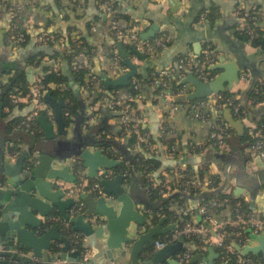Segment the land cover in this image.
Returning a JSON list of instances; mask_svg holds the SVG:
<instances>
[{"label":"crops","instance_id":"crops-1","mask_svg":"<svg viewBox=\"0 0 264 264\" xmlns=\"http://www.w3.org/2000/svg\"><path fill=\"white\" fill-rule=\"evenodd\" d=\"M99 1L0 0V67L7 62H15L19 68L18 71L27 72L31 82L39 79L46 66H54L55 69L61 66L63 72L71 76V68L67 62L57 64L55 60L46 56L40 63H37L39 60L38 49L43 45L48 46L47 43H40L36 40L43 31L51 34L54 40V33L56 32H61L64 35L70 33L76 39L82 36L95 48V65L90 66L92 73L87 77L84 86L80 87L79 96H76L79 108L76 118L73 122L66 124L67 134L60 136L58 141L52 142V153L68 158L66 163L74 165L73 169H75L77 158L71 153V149L74 148V143L81 142V138L88 139L85 129L87 124H91L96 127L93 134L97 136V139H101L100 136L104 135L107 140L116 142L115 145L107 147L106 151L124 162L125 154L120 148L128 142L127 140L131 135L125 134L119 120V113L112 110L108 103L99 102L100 104L96 105V101H99L101 97L108 101L117 95L124 94L132 98L135 122L140 131L141 127L143 129L141 133L145 143L143 146L134 142L129 149L132 152H141L145 156L154 157L161 161V166L155 173L156 182L159 181L160 176H164L168 183L177 182L184 177L183 171L187 167H191L196 172L192 175L204 183L201 188H206L205 184L210 179H215L217 184L216 178H219L220 182L217 187H222L226 192L231 193L234 199L249 204L252 214L264 220V157L257 156L248 146L243 147L237 130L235 132L229 131L222 148H215L211 144V140H213L211 132L214 127L220 125L227 128L228 122L221 114L227 110V107L210 109V116L206 120L194 118L188 114L185 107L188 101L178 102L174 99L175 103L182 106L177 110H171L170 107L166 106L159 93V85L150 82L154 73L159 76L160 72L171 65L179 56L198 57L204 52L207 45H212L214 52L218 54L219 61H236L246 66L238 83L241 86L236 88L235 84L231 91L237 93L238 97L246 95L244 103L249 108L248 114L242 119L245 125L244 131L247 129L250 133L254 132L259 126L260 120L264 118V101L252 105L248 95L251 90L264 83V49L256 48L248 42H241L237 32L242 30L246 24L244 16L240 12V8H246L253 13L256 11L258 21L255 32L256 29H259L264 37V0H111L115 4L116 12L121 15L120 23L123 27L126 29L139 27L140 43L151 41L163 35L167 40L166 47L157 48L150 52L139 48L142 53L147 54L154 64L147 68V73H141L132 78L129 86L118 87L113 90L105 87L101 74L106 73L109 78L116 79L128 71L129 67L124 63L125 58L118 45L120 40H117L112 28V16H107L103 12L102 3H100L102 0ZM210 10H213V20L208 18ZM205 12L208 13L207 17L202 20L201 15ZM155 26L157 32L152 35ZM16 29H20V33L30 37V42L24 48L19 47L18 40H14L9 34ZM144 34L147 35L145 40L142 38ZM123 44L124 49L131 57L132 62L137 65L139 71H146L145 66L150 63L146 64L137 58L132 47L134 43L123 42ZM134 45L137 47L136 44ZM53 47L64 48L59 41ZM32 57L35 58L29 65L28 60ZM12 74H1V83H9ZM181 80L177 74L172 75L170 87L175 84L180 85ZM186 86L188 90L191 87L189 84ZM1 89L0 87V91ZM31 90H33V86ZM91 94H93L92 98L90 97ZM52 96L58 98L63 95L52 93ZM13 97L15 104L21 102L28 105L23 110H18L16 107L11 114H7L10 111L8 108L5 109V115L0 112V168L7 162L6 158L12 156L15 159L19 154L28 151L36 141L24 142L21 138L23 136L15 132H8V121L23 114L29 117L34 109L33 94ZM15 99L18 101L15 102ZM43 104L46 108H50L47 114L53 119L54 108L48 103L43 102ZM43 135L44 133L41 131L40 137ZM171 139L178 146V154L177 151L168 152V141ZM8 140H12L11 144L8 143ZM235 150L240 153V156L235 157V159L240 162L241 166L233 161L229 163L230 166L226 170L222 162L215 161V153L230 155L231 151L234 152ZM130 169L133 170L132 166ZM87 171L88 168H85L83 174L86 175ZM201 172L204 174L202 175ZM136 174L135 172L132 173L135 178L131 184L126 180L125 174H122L125 176L124 187L130 191L134 198H137L136 195H140L141 192L139 191H142L138 180L139 174ZM115 177L116 175L113 174L109 178L114 179ZM142 184L144 183L142 182ZM69 198L70 196L66 195L63 200L67 201ZM110 198L109 200H112ZM141 198L143 202L137 201L138 207L147 220H150L149 215L151 214L149 213L154 211L150 202L154 207L156 202L150 199L148 193L147 195L143 194ZM73 206L69 204L67 213L71 214L70 211ZM184 207L185 210L199 208L197 214L192 215L191 220L202 221L201 216L203 215L200 210L203 206L198 205L196 196L188 197L184 205L172 203L171 210L178 214L185 211ZM231 213L232 207L228 206L217 216L218 218H229L233 216ZM55 214L57 218L48 223L47 227L58 224L60 233L65 235L64 227L71 222L64 219L60 209L56 208ZM179 218L178 221H173L167 217L163 225L178 223L179 228L183 217L179 215ZM93 219L91 222L94 226L101 224L99 220L94 222ZM85 221H89L88 217L85 218ZM147 227H141V232L146 231ZM170 234L172 232L158 236L168 237ZM70 240L72 242V238ZM256 243L250 237L248 244L255 245ZM126 247V254L129 256L132 245ZM155 247L157 248L156 245ZM198 247L204 256L208 255L207 247ZM74 249L72 245V250ZM259 255L264 256L263 253ZM140 257L143 261L147 258L145 253H142ZM176 258L178 259L177 256ZM40 260L37 258L35 260L37 262L34 263L39 264ZM215 262H220L219 258ZM16 264L19 262L16 261ZM164 264L169 263L165 262ZM196 264L205 263L199 261Z\"/></svg>","mask_w":264,"mask_h":264},{"label":"water","instance_id":"water-1","mask_svg":"<svg viewBox=\"0 0 264 264\" xmlns=\"http://www.w3.org/2000/svg\"><path fill=\"white\" fill-rule=\"evenodd\" d=\"M156 32L155 26L151 34ZM142 38L145 40L147 35H142ZM118 45L129 70L116 79L102 73L101 78L107 88L129 86L132 78L147 73V68L154 64L147 54L133 44L137 58L146 64L150 63L145 66L146 71H139L124 49L123 42L119 41ZM245 68L244 64L236 61H220L210 66V70L215 73L207 81L189 71L180 84H189L192 89L188 93L177 95L175 101H194L232 90L240 82ZM44 102L54 108L53 119L46 111L36 117L44 135L15 159L12 156L6 158L7 162L0 168V180L3 181L0 186V244L6 246L5 250L0 251V264H16V261L19 264L34 263L37 258L41 259L39 264H52V261L59 258L67 259V264H180L176 256L186 249L194 252V263L203 261L205 264H232L231 260L216 263L220 253L211 245L207 246L208 255L204 256L195 240H187L184 235L156 248V237L171 233L179 225L170 223L164 226L167 217L162 216L157 224L149 225L146 231L141 232V227L148 225V220L138 207V199L124 187L125 176L122 174L116 175L114 179H100L104 191L112 200L97 197L91 191H82L78 199L85 204V215L72 216L67 213L69 204L75 205L78 199L72 195H69L67 201L63 198L68 195L72 184L80 182V176L73 169L74 165L66 163L68 158L52 153V142L67 134V123L63 115L66 100L64 96L54 98L52 92H47ZM230 113L229 109L221 112L241 135L245 125ZM115 143L96 137L88 141L82 138L80 143H74L71 153L78 156L84 167L88 168L83 177L98 178L101 169L112 170L121 164L122 160L112 157L106 151L107 147ZM27 166L29 168L25 170ZM131 172L134 174L132 169ZM179 192L192 197L187 192ZM56 208L60 209L67 222L74 223V231L84 234L81 249L72 250L70 237L60 233L58 224L47 227L54 220ZM87 217L89 221H85ZM95 217L101 223L98 226L91 222ZM250 237L257 242L255 245L237 246V249L243 255L264 254V233L255 234L251 231ZM130 244L132 248L128 256L126 246ZM152 246L155 248L150 250ZM142 253L147 256L144 261L140 257Z\"/></svg>","mask_w":264,"mask_h":264},{"label":"trees","instance_id":"trees-1","mask_svg":"<svg viewBox=\"0 0 264 264\" xmlns=\"http://www.w3.org/2000/svg\"><path fill=\"white\" fill-rule=\"evenodd\" d=\"M101 1V0H100ZM99 1V2H100ZM102 3V1L100 2ZM114 7V12L112 15V18H115L120 21V16L116 12V7L115 4H113ZM241 15L244 16L245 13H248L246 8H240ZM213 10H210V13L208 14V18L213 20ZM11 38L13 37L14 40L17 39L20 33V29H16V31H12L11 33ZM55 35V40L47 43L48 46L40 47L38 49L39 53V60L37 63H40L44 57L48 56L51 59L55 60V62L58 64H62L64 62H67L70 66L71 70V76L67 75L63 72L61 66L58 67V69H55L54 66H46L44 69V73L40 75L39 79L35 82H31L30 77L27 72L22 71L19 72V68L17 66V63L15 62H7L3 65H1L0 68V75L3 73L6 74H11L10 77V82L5 84L4 82L1 83L0 81V87L2 88L0 91V112L1 114L6 113L5 109L8 108L10 111L7 112V114H11L12 111L18 107V110H23L26 105V103H17L15 104L13 102L14 97L13 96H27V95H35L36 94V88H39V92L41 93V100L44 102V94L47 92H52L54 95H63L66 100V104L63 110V115L64 119L67 124L73 122L75 120L76 115L78 113V102L76 100V96H79V89L80 87L84 86L86 83V79L89 76V74L92 73L91 67L95 65V57H96V51L93 45L88 42L85 38L80 36V38H74L71 36L70 33L68 35L61 34V32H56L54 33ZM23 40L18 41V45L21 48L26 47V45L30 42V37L28 35H25L24 33L22 34ZM237 36L241 42H248L252 46L256 48H262L264 49V37L259 29H256L255 33H252L251 31H248L247 29L244 30H239L237 32ZM60 38H64V48L58 49L53 47L54 44H56L57 41H59ZM117 40H119V36L116 35ZM81 54H83L81 56ZM35 57H32L28 60V64L30 65ZM24 64V63H23ZM75 65H79L78 68H74ZM91 66V67H90ZM14 71H16L14 73ZM215 73V72H214ZM213 73V75H214ZM153 76H156L155 73ZM65 85V86H63ZM33 86V90H31V87ZM176 86L178 87L177 84L174 85L175 89ZM114 87H110V90H113ZM190 89H192L190 87ZM189 89V90H190ZM78 91V94H77ZM221 95L224 97V100L226 98H234L235 103L240 104V111L239 113L235 114L233 110L229 106H226L223 104L224 107H227V109L230 110L232 117H234L236 120H242L247 114H248V108L247 106L244 105V100L246 95L239 96L237 93L227 90ZM93 96V94L90 95V97ZM249 99L252 102V105H255L259 102L264 101V83L258 85L255 89L251 90L250 94L248 95ZM92 98V97H91ZM90 98V99H91ZM222 106V107H223ZM42 111H45L44 109L40 110L39 113ZM223 115V114H222ZM224 116V115H223ZM28 117H26L25 114L19 115L14 117L12 120L8 121V132L9 133H17L18 135H21L23 137L22 140L24 142H30V140H39L41 138V131H40V125L37 122L36 118L34 120H31V126L27 127L25 124L22 122L26 120ZM224 118V117H222ZM258 128H260L262 125H264V118L260 120L258 123ZM227 128L225 131L229 133L235 132L236 129L227 123ZM224 129L225 127L221 126V129ZM96 127L91 124H87L86 127V135H88V139L92 137H97L93 133H95ZM141 131L143 132L142 127L140 128ZM264 136V131L262 132ZM227 135V134H225ZM227 136H225L226 138ZM100 138L106 139L104 135H101ZM82 139V138H81ZM86 138V140L88 141ZM241 143L243 144V147L248 146L250 147L255 141V132H249L247 129L240 135L239 137ZM264 139V137H263ZM12 140H8V143L11 144ZM126 144H123L120 148L122 153L125 154L124 162L122 161L121 164H119L115 169H112L114 171L115 175L118 174H125L126 180L128 182H133L134 178L132 176V172L130 167L132 166L133 171L137 173L136 175L139 174L138 180L140 181V188H142V191L140 195H136L137 199L139 202H143L141 199V196L143 194L147 195L150 194V199L154 202H156L155 207L153 206L152 202H150V206L154 210L153 212L149 213V219L148 220V225H155L159 222L160 218L162 216L168 217V219H172L173 221H178L179 215L183 217V221H181L180 226H182L184 223L188 222L191 220L192 215L197 214L198 209H187L185 210L184 207V212L182 213H175V211L171 210L172 203H179L180 205H184V203L187 201V195L181 192H174L171 193L167 196H165L162 192V190L165 189L166 184L168 183L164 176L159 177V181H155V173L156 171L160 168L161 166V161L159 159H156L154 157H149L145 156L143 153H136L132 152L129 148L132 146L134 142H136V134H133ZM15 142V141H13ZM167 142V141H166ZM169 146H168V152L172 151L171 146L175 144L173 142V139L169 140ZM17 144V142H15ZM211 144L215 148H219V142L216 139L211 140ZM120 147V146H119ZM21 149V148H20ZM19 149V150H20ZM19 152V151H18ZM179 151H177L178 154ZM112 157L118 158L117 156H114L111 154ZM76 156V155H74ZM77 157V163L75 165V170L77 171L79 168H81L84 171V165L83 162L80 158ZM80 161V162H79ZM170 169V168H168ZM203 172V171H202ZM201 174L203 175L204 173ZM193 173H196L195 170L191 167H187L185 171H183L184 177L188 175H192ZM84 175V174H83ZM86 178V177H85ZM90 182H94L97 180L95 179H90L86 178ZM217 179V184L220 182L219 178ZM175 181V180H174ZM142 182L144 184H142ZM179 182H171L170 184L175 187V185H179ZM143 186V187H142ZM184 191L187 192L189 196L195 197L198 196V205L203 206V205H208L210 208V202L212 200H217L218 202L221 203V205L217 207H213L211 212H213L216 216L217 214L219 215L223 209H227L228 206L232 207V213L231 215H235L237 212L243 213L245 215L252 214V211L249 207V204L245 203L244 201H238L237 199H234L231 193H228L223 189L222 187H218L215 190H209L208 188H197L194 189L192 188H180L179 191ZM78 204V203H77ZM75 204L74 206L78 207L79 205ZM86 207L84 206L75 216H81L85 215ZM54 220L57 218V215L54 213L53 214ZM179 218V219H178ZM203 216H201V219ZM99 220V219H98ZM58 222V221H56ZM63 226V225H62ZM65 226V225H64ZM73 223H67V226L64 227V234L67 235L68 237H77L78 243L77 244H72L75 249H81V243L84 238L83 233H79L73 230ZM251 229L247 228L245 230V233L250 236V231ZM171 239V234L168 237L164 236H157L156 240L162 241V242H170L169 240ZM193 240H195L196 244L200 247H205L204 243L202 242V239L199 237H193ZM155 247H150V250H152ZM220 253L219 261H227L231 260L232 264H240L237 262L236 255L234 253L228 252L225 248L217 247L216 249ZM192 255H194V252L189 249ZM241 253V251H240ZM242 254V253H241ZM247 257H250L253 259L255 264H264V256L263 255H254V254H248L246 255ZM193 257V256H192ZM190 264H195L192 262V259L189 262ZM27 264H37V263H27Z\"/></svg>","mask_w":264,"mask_h":264},{"label":"built area","instance_id":"built-area-1","mask_svg":"<svg viewBox=\"0 0 264 264\" xmlns=\"http://www.w3.org/2000/svg\"><path fill=\"white\" fill-rule=\"evenodd\" d=\"M102 8L103 12L107 16H112L114 12V7L112 5L111 0H102ZM207 12L201 15V19L204 20L207 17ZM244 19L246 21L245 26L242 30L247 29L252 33H255V26L258 21V15L256 11L245 13ZM112 28L114 33L119 36V40L122 42H132L137 45L138 48H142L145 51H152L154 49H159L166 47V37L163 35L162 37L155 38L148 42L140 43L139 41V27L133 29H126L120 23L119 20L112 18ZM18 41L23 40V36L19 35L17 37ZM37 42L42 43H50L54 41V37L46 31H43L36 38ZM59 42L62 46H64L65 39L60 38ZM83 54H81L82 56ZM219 57L212 45H207L204 52L198 57H193L190 55L179 56L171 65L160 72L159 76H153L150 80L152 84L159 85V93L163 97L166 106L170 107L171 110L179 109L181 104L175 103L174 99L179 94L188 93L189 90L186 85H178L175 89L174 86L170 87L169 83L171 81V76L177 74L180 79L186 76L189 71H192L196 74L200 79L207 81L210 80L214 75L210 70V66L215 63H218ZM79 65H75L74 68H78ZM38 89V90H37ZM37 92L34 95V109L33 112L29 115V117L24 120L22 123L27 127L31 126V120H34L39 111L44 109L46 112L50 111V108H46L42 102L41 93L39 92V88H36ZM18 100L15 99V102ZM99 102L108 103L109 107L117 111L119 113V120L121 126L127 135L136 134V142L138 145H145L143 141V134L139 130L138 124L135 122V109L133 105L132 98L129 96H125L124 94L117 95L115 98L106 101V98L101 97V99L96 101V105L100 104ZM226 105L234 111L235 114L240 111V104L235 103L234 98H226L219 94H213L211 96L197 99L194 101H188L185 106L188 114L194 118L208 119L210 116V109L221 108ZM254 130L256 141L250 146V149L259 157H264V139H263V131L264 125L260 128L256 127ZM226 128H222L220 125H216L214 130L211 132V138L218 140L221 145L225 142V136L229 135ZM227 134V135H225ZM173 152L178 150L177 144H173L171 146ZM78 162V161H77ZM28 166L25 170H28ZM78 175L80 176V182L76 184H72L68 189V195L76 196L79 198L80 193L83 191H91L97 197H105L109 198L108 194L104 191L103 186L100 182L102 177H110L114 174L112 170L101 169L98 173V178L94 182L88 181L85 177H83V170L79 168L77 170ZM179 185H175L173 187L172 184L167 183L164 190H162L164 195H169L174 192H179L180 188H201L204 183L200 181L195 175H188L186 177H182L181 180L178 181ZM2 181L0 180V186L2 185ZM206 188L209 190L217 189V184L215 179H210L205 184ZM183 191V190H182ZM78 203V204H77ZM79 205L78 207L73 206L70 213L72 216H75L84 206V202L82 200H77L75 203ZM221 205L217 200H212L210 202V208L208 205H203L201 208V214L203 215L202 221H193L189 220L184 223L179 228L172 231L170 242L176 241L180 235H184L187 240H191L193 237H199L202 239L205 247L211 245L216 249L217 247L225 248L228 252L234 253L236 255L237 262L240 264H255L253 259L247 257L240 253V250L237 249V246H245L249 243L250 236L245 233L247 228L251 229V231L255 234H260L264 231V220L259 219L253 214L245 215L243 213L237 212L235 215L229 218H218L213 212H211L213 207H217ZM94 222L98 221V218L93 219ZM77 244V237H72V244ZM169 243V242H168ZM166 244V242L157 241V248L162 247ZM6 246L0 244V251L5 250ZM14 251H18L14 249ZM192 254L189 249H186L180 252L177 257L180 264H190V260L192 259ZM67 259H55L52 261V264H67ZM196 264V263H195Z\"/></svg>","mask_w":264,"mask_h":264},{"label":"rangeland","instance_id":"rangeland-1","mask_svg":"<svg viewBox=\"0 0 264 264\" xmlns=\"http://www.w3.org/2000/svg\"><path fill=\"white\" fill-rule=\"evenodd\" d=\"M241 85L240 84H236V88H239ZM219 147L222 148L225 144L221 145V143H219ZM250 148V147H249ZM251 150V149H250ZM215 157V161H217L218 163L222 162L224 164V168H226V170L229 168L231 162H236L238 163L239 166L240 165V162H238L237 159H235V157H239L240 156V153L235 150L234 152L231 151V154L230 155H223V153H215L214 155Z\"/></svg>","mask_w":264,"mask_h":264}]
</instances>
